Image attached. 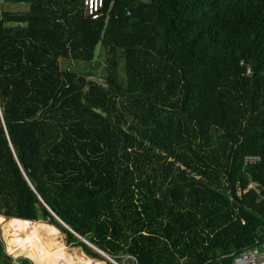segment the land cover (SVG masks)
I'll return each mask as SVG.
<instances>
[{"label":"trees","instance_id":"1","mask_svg":"<svg viewBox=\"0 0 264 264\" xmlns=\"http://www.w3.org/2000/svg\"><path fill=\"white\" fill-rule=\"evenodd\" d=\"M4 1L28 9L0 15V217L106 264L59 220L118 264L264 242V0ZM99 46L100 80L61 68ZM0 264L31 262L0 239Z\"/></svg>","mask_w":264,"mask_h":264},{"label":"bare ground","instance_id":"2","mask_svg":"<svg viewBox=\"0 0 264 264\" xmlns=\"http://www.w3.org/2000/svg\"><path fill=\"white\" fill-rule=\"evenodd\" d=\"M3 223H6L3 228L6 250L11 256H22L33 264H60L64 259L67 264H104L95 260L93 262L85 256L74 260L71 254L67 255L64 245L58 241V229L47 223L18 219L5 220L0 217V225ZM42 235L51 241H47Z\"/></svg>","mask_w":264,"mask_h":264},{"label":"rangeland","instance_id":"3","mask_svg":"<svg viewBox=\"0 0 264 264\" xmlns=\"http://www.w3.org/2000/svg\"><path fill=\"white\" fill-rule=\"evenodd\" d=\"M146 1H150V0H146ZM28 9V5L26 4H10V3H6L4 0H0V15L3 13V12H8V13H11V14H19V13H23L25 11H27ZM105 52L102 50V47L99 46L97 48V52H96V57L97 59L94 61V63H89V62H81V61H71V60H65V59H62L60 61V66L61 68L63 69H68L70 68L72 71H75V72H78V73H82V72H86L88 74H90L89 72H93L92 75L90 76L91 79H96V80H100L101 77L103 76L102 74V69L105 68L106 66V57H105ZM100 54V56H99ZM100 77V79H99ZM5 220H8V218H4ZM6 223H3L2 225H0V239L2 241V244L4 246V251L5 253L10 256L12 258V260L14 262H16L17 260L19 259H25L27 260L26 258L22 257V256H17V255H9L7 253V250H6V241L4 239V236H3V228L5 227ZM2 228V230H1ZM43 236V235H42ZM45 237V239L47 241H51V239L47 238L46 236H43ZM80 239V238H79ZM46 241V242H47ZM58 241L64 245V248H65V253L67 255H70L73 257V259L75 260L77 257H83L85 256L86 258H89L88 256L85 255V253L82 251V249L80 247H77L76 249L75 248H71V247H68L66 246V236L62 234V232L59 230V237H58ZM84 241L83 239H81L80 242ZM86 242L87 246H91V247H94L92 246L90 243H88L87 241H84ZM83 243V242H82ZM89 246V247H90ZM90 247V248H91ZM92 249V248H91ZM97 249V248H96ZM93 251H95L94 249H92ZM96 252V251H95ZM75 256V257H74ZM123 260H122V264H134V260L133 258H130V257H122ZM91 259V258H90ZM105 259V258H104ZM93 262L97 261L94 259H91ZM30 261V260H28ZM31 262V261H30ZM62 263L60 264H67L66 260H62L61 261ZM103 263H105L104 261H101ZM31 264H33L31 262ZM106 264V263H105ZM112 264V263H111ZM118 264V263H117Z\"/></svg>","mask_w":264,"mask_h":264},{"label":"built area","instance_id":"4","mask_svg":"<svg viewBox=\"0 0 264 264\" xmlns=\"http://www.w3.org/2000/svg\"><path fill=\"white\" fill-rule=\"evenodd\" d=\"M105 6V0H85L84 7L87 16L93 20H98L102 16V10ZM251 71L247 67L246 76H249ZM259 161L256 156L247 158L246 164H255ZM255 188L254 185H251ZM231 264H264V242H257L254 247L242 252L238 255Z\"/></svg>","mask_w":264,"mask_h":264},{"label":"water","instance_id":"5","mask_svg":"<svg viewBox=\"0 0 264 264\" xmlns=\"http://www.w3.org/2000/svg\"><path fill=\"white\" fill-rule=\"evenodd\" d=\"M40 198V197H39ZM40 200L43 202V200L40 198ZM58 219V218H57ZM59 220V219H58ZM60 221V223L61 224H63L66 228H67V230L68 231H70L71 232V234H73L77 239H79L75 234H74V232L70 229V228H68V226L66 225V224H64L61 220H59ZM80 241H81V239H79ZM82 242H84V241H82ZM85 244H87L86 242H84ZM88 245V244H87ZM90 246V245H89ZM91 247V246H90ZM92 249H94L98 254H100L103 258H105L107 261H109L110 263H112V264H117L116 262H114L113 260H111L106 254H104L102 251H100V250H98V249H96L95 247H91Z\"/></svg>","mask_w":264,"mask_h":264}]
</instances>
